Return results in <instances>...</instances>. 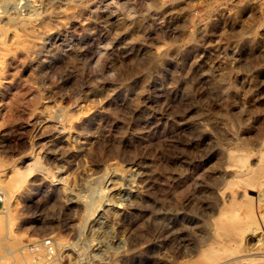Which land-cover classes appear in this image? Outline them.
<instances>
[{
    "label": "rangeland",
    "instance_id": "374dc122",
    "mask_svg": "<svg viewBox=\"0 0 264 264\" xmlns=\"http://www.w3.org/2000/svg\"><path fill=\"white\" fill-rule=\"evenodd\" d=\"M0 11V264L197 260L211 200L235 180L229 154L264 169V0H0ZM255 230L244 260L223 261L264 264Z\"/></svg>",
    "mask_w": 264,
    "mask_h": 264
},
{
    "label": "bare ground",
    "instance_id": "6f19581e",
    "mask_svg": "<svg viewBox=\"0 0 264 264\" xmlns=\"http://www.w3.org/2000/svg\"><path fill=\"white\" fill-rule=\"evenodd\" d=\"M0 14H1V11H0ZM68 14H74V11L73 10H69V13ZM50 29L51 28L48 27V26L45 27V29H44L45 36L48 34V35H50V37H54L55 38V33L51 32ZM1 70L2 69L0 68V75H2L1 74ZM75 117H77V116L72 111L69 110V111L65 112L64 119L62 118V121H61L62 125L63 126H67L68 124H72V122L74 121ZM53 120H55V119H53ZM55 125H57V124H55ZM55 125H54V127L56 129V126ZM57 126L59 127V125H57ZM49 127H51V126L49 125ZM196 127H199V126L197 125ZM44 130H46V129H44ZM50 130L52 131V129H50ZM50 130L47 129V131H50ZM199 132H201V130H199ZM197 133H198V131H197ZM43 136H45V135H43ZM251 155L252 154L249 151H245L243 153H230L229 154V158H228V163H227L226 170L228 172V170L231 171L233 168L235 169V174H234L235 175V180L234 181L233 180H230V181L229 180H226L225 181V184L223 185V187L219 189V192H217V196L214 195L215 198L213 200H211V205L212 206H215V205L217 206L218 205L219 207L217 209L216 216H214L213 218H211V221L208 223L210 237H207V238H209L210 241H209V243H207V244H205V245H203L201 247V249L199 250V256H198L199 258L197 260H195L191 264H231V262L233 263L234 261H229L228 260L229 262L228 261L227 262H224L223 260L225 258H227L228 256H230V255L233 256L234 254H235L234 256H236V258H234V259L237 262V260H240L239 259L240 256L238 257L236 254L239 252L238 249H239L242 241H244V239H245V235H246L245 233L246 232L248 233V231H250V230H253L254 231L255 228H257V230H258V228H259V230L261 228H264V213L261 212V211H259V209L264 206V200L262 198L258 197V196L257 197L253 196L254 193H257L258 192L256 189L259 188V185L260 184H262V183H260V178H261V175H262L264 169L261 168V167H259V168L253 170L251 168V166H249V159H250V157H252ZM254 164L255 163H253V165ZM257 164L258 163H256L255 165H257ZM29 169L32 170L31 168H29ZM29 169H27V170H29ZM27 170H25V171L27 172ZM30 173H31V171H30ZM13 174H12V176H14ZM234 175H233V177H234ZM25 176H26L25 174L18 172L16 174L15 178H14V181L8 185V188L9 189H15V188H17L18 185L21 184V182H23L24 180H26L25 179ZM236 187L241 188V189H244L243 190L244 191L243 192V196H242L243 200H240L239 199L240 197L239 198L236 197V194L234 193V189ZM11 191H13V190H11ZM228 192H230L231 195L228 196ZM228 197H229V200H228ZM97 200H100V199H97ZM215 201H217V203H215ZM96 202H99V201H96ZM89 203H90V201H89ZM95 204L97 205V203H95ZM95 204H91V205L94 207ZM99 205H100V203H99ZM96 207L98 209V206H95V208ZM242 209H245V211H244L245 212V217H243L244 215L243 216L241 215ZM91 212H95V211H91ZM213 212L214 211H212V213ZM1 214H2V212H1ZM89 214H90V211H89ZM89 214H88V218H89ZM85 215H87V214L85 213ZM92 216H93V214H92ZM10 220H9V222H10ZM6 225H7V223H6ZM6 225L4 226L3 225V221H0V227L1 228H5L6 229ZM207 234H208V232H207ZM207 238H206V241H207ZM59 241L60 242H63L62 240H59ZM251 252H253V250ZM244 255H245V253H244ZM244 259L245 258H242L241 260H244ZM241 260L239 262H241ZM24 262L25 263H29V260L26 259V261L24 260ZM49 264H54V263H49Z\"/></svg>",
    "mask_w": 264,
    "mask_h": 264
},
{
    "label": "built area",
    "instance_id": "2783aa9c",
    "mask_svg": "<svg viewBox=\"0 0 264 264\" xmlns=\"http://www.w3.org/2000/svg\"><path fill=\"white\" fill-rule=\"evenodd\" d=\"M44 245H45L47 253H49L50 256L51 255L54 256L55 255V247H54V244L52 243V241L46 240V241H44Z\"/></svg>",
    "mask_w": 264,
    "mask_h": 264
}]
</instances>
